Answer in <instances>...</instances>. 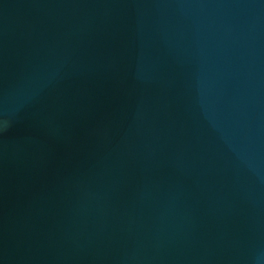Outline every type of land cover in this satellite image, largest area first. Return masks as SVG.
I'll return each instance as SVG.
<instances>
[{"label": "water", "instance_id": "95a60500", "mask_svg": "<svg viewBox=\"0 0 264 264\" xmlns=\"http://www.w3.org/2000/svg\"><path fill=\"white\" fill-rule=\"evenodd\" d=\"M0 264H264V0H0Z\"/></svg>", "mask_w": 264, "mask_h": 264}]
</instances>
